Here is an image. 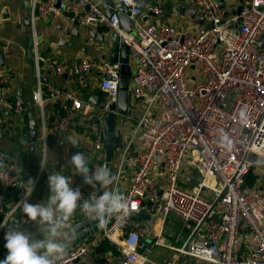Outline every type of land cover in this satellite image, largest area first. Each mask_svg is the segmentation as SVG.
Here are the masks:
<instances>
[{"label": "built area", "instance_id": "2783aa9c", "mask_svg": "<svg viewBox=\"0 0 264 264\" xmlns=\"http://www.w3.org/2000/svg\"><path fill=\"white\" fill-rule=\"evenodd\" d=\"M120 2L129 9L130 32L122 27L119 11L107 14L104 0H60L59 5L56 0H32L30 10L33 29L39 19L62 12L72 14L81 25L105 24L129 46L136 61L131 93L143 100L144 108L130 143L121 151L116 172L120 180L125 167H130L124 192L128 210L107 217L98 238L115 246L117 264H145L148 257L141 246L152 226L142 222L139 213L151 200L157 213H176L188 222V238L181 246H172L180 253L204 264H264V190L256 185L243 187L254 165L250 155H264V0H242V10L236 14L226 13L219 0H190L211 23L197 32L164 22L163 6L155 1L144 9L138 0ZM34 51L38 66L34 102L41 108L45 98L68 102L65 112L50 124L42 119L46 149L49 134L65 129L75 111L93 107L74 90L45 86L39 70L44 58L36 45ZM47 61L58 76L73 74L79 87L98 65L86 56L72 65L58 57ZM125 64L121 60L103 64L102 112L118 99ZM8 78L7 72L1 74V84ZM6 102L0 97V106ZM13 109L22 110L18 105ZM93 138L95 149L102 150L101 124L94 128ZM133 140L138 141L136 148L131 145ZM185 164L200 175L194 186L190 185L193 175L184 171ZM3 165L0 223L9 215L15 218L26 182L19 161ZM98 165L106 163L95 162L93 168ZM17 188H21L19 197L8 204L6 195ZM79 188L86 198V191ZM6 230L0 228V237ZM155 242L163 243V236L159 234ZM91 243L73 246L63 264H74Z\"/></svg>", "mask_w": 264, "mask_h": 264}, {"label": "crops", "instance_id": "0c3cea01", "mask_svg": "<svg viewBox=\"0 0 264 264\" xmlns=\"http://www.w3.org/2000/svg\"><path fill=\"white\" fill-rule=\"evenodd\" d=\"M153 1L163 6L164 14L161 19L179 29L197 32L201 27L207 26L206 20L204 24L197 21V18L202 15L190 0H138L145 6ZM238 3L239 0H230V5L225 10ZM31 6L32 0H0V52L5 54V65L0 66V73L7 72L9 76L6 83L1 84L0 82L4 93L3 97L7 100L0 106V163L19 161L24 169L26 180L37 178V185L28 200L29 203H42L47 199L49 195L48 176L54 172L71 177V187L83 188L86 191V198H88L93 189L83 183L81 176L73 174L74 168L71 169L67 161L76 152H82L91 158L90 167L93 168V164L98 161H104L107 165L105 144L102 150L95 149L93 144L95 124H83L84 120H91L96 116L97 109L92 103L91 110L75 111L73 119L65 129L48 135L45 149L42 138V119L44 118L46 123L50 124L54 118L65 112L68 102L64 99L45 98L42 108L34 102L33 91L36 87L38 69L35 60V45L39 54L44 58L39 62L40 75L44 85L52 84L74 90L80 98L84 101L87 100L88 103H91L89 98L98 95L99 92H101L100 97H103V92L100 89L103 64L117 62L113 61L117 56L120 61L124 52L121 48L118 49V52L114 50V32L108 26L102 23L81 25L76 23L77 18L68 12L49 14L39 19L33 29L31 21H29ZM84 56L97 60L98 65L93 68L92 74L83 87L76 84L74 76L70 72L58 76L47 61L52 57H58L72 65ZM128 65L133 73L136 61L130 52ZM132 73L129 75L130 92ZM9 97H12L15 100V105L18 106H20L19 99H21L28 112L33 113L38 125L36 142L29 139L28 112L23 110L16 112ZM130 107L132 108L131 114L117 116V129L122 135L119 144H122V147L113 152L110 167L113 174H116L118 170L122 149L131 141L132 131L143 111L144 102L131 93ZM9 112H12L13 115H10ZM78 114H81L79 121H77ZM9 129L10 131L7 132ZM73 139L78 141L76 147H73L70 142ZM137 143L138 141L133 140L131 145L136 148ZM41 162L46 169L41 168ZM184 171L193 175L190 185L194 186L200 177L198 178L194 168L189 164H185ZM253 171L257 174L255 185L264 190V167L254 163ZM129 172L130 167L127 165L118 184L113 186L123 194L127 187ZM154 173L156 174L158 171ZM159 180L163 181L164 175L160 176ZM97 194L101 193L98 191ZM17 198L16 189L6 195L8 204L13 203ZM149 210L150 207L147 205L143 211ZM78 216H83L79 209L74 219ZM15 218H22V223L19 224L21 230H28L33 232L36 238H43V234L34 224L28 222L31 225L27 226L28 223H25L27 219L23 212L18 211ZM140 219L152 226V232L143 236L141 246V250L145 251L148 257L145 264H165L168 260H174L177 264H204L172 248V246H181L190 233L189 224L183 217L176 213H169L165 216L156 212L150 219ZM6 231L0 239V260L6 257ZM100 232L101 230L91 238L76 243L79 245L93 242L74 264H117L115 260L117 252L112 249L106 251L98 249L99 244L104 240L98 238ZM159 234L163 236V243L155 242ZM76 245L73 243L72 247Z\"/></svg>", "mask_w": 264, "mask_h": 264}, {"label": "clouds", "instance_id": "9594fccd", "mask_svg": "<svg viewBox=\"0 0 264 264\" xmlns=\"http://www.w3.org/2000/svg\"><path fill=\"white\" fill-rule=\"evenodd\" d=\"M70 142L73 147L78 145V141L74 139ZM90 163L91 158L82 152H76L67 161L71 169L74 168L73 174L81 176L83 183L93 189L88 198L82 196L79 187H71V177L54 172L48 176L47 199L42 203L32 204L28 200L34 191L36 180L28 178L23 182V198L15 209L22 210L27 218L25 223L34 224L43 238H36L33 232L21 230L15 218L9 215L0 223V228H7V255L0 260V264H63L79 237L72 223L78 209L90 221L100 223L106 217L128 210L126 197L113 187L118 183L119 175L113 174L107 165L92 168ZM3 166L0 163V167ZM41 168L46 169L42 162ZM98 191L101 194L98 195Z\"/></svg>", "mask_w": 264, "mask_h": 264}, {"label": "water", "instance_id": "95a60500", "mask_svg": "<svg viewBox=\"0 0 264 264\" xmlns=\"http://www.w3.org/2000/svg\"><path fill=\"white\" fill-rule=\"evenodd\" d=\"M220 6L223 8H227V6L230 5V0H219ZM105 2V8L106 12L109 16H112L115 11H119L120 16V22L122 27L130 32L132 31V22L129 18V9L126 5L120 2V0H104ZM242 0H239V3L235 6H232V8L227 9L226 13H240L242 10ZM56 4H60V0H56ZM140 7L142 9L145 8V4L143 2H139ZM30 21V20H29ZM197 21H199L201 24H204L205 18L203 16H199L197 18ZM76 23H79V21L76 19ZM94 23V22H93ZM210 22L207 23V26H210ZM114 36V50L118 52V49L121 48V50L124 52L122 57L120 58L121 61L125 62L126 64L121 69V79H120V90L118 99L116 101H113L110 103L109 110L102 112L103 105L101 104L102 98L100 97L101 92L98 93L96 96H91L89 100L95 105V108L97 109V114L94 118L91 120H84L83 124H95L94 126H97L99 124H102L104 127V144L106 149V155H107V166L111 167V159L113 152L117 150L118 148L122 147V144H119V142L122 139V135L119 129H117V116L118 115H128L131 114L132 108L130 107V99H131V92L129 88V78L130 74L132 73L130 66L128 65L129 61V46L122 42L119 35L117 33H113ZM115 54V53H114ZM119 57H115L113 61H118ZM5 65V54L0 52V66ZM3 89L0 87V97H3ZM59 103V102H58ZM19 104L24 112H28L25 103L19 99ZM10 115H13L12 112H9ZM29 117V139L32 142H36L38 138V125L37 121L34 118L33 113L30 111L28 112ZM81 114H78L79 121L81 118ZM80 118V119H79ZM12 122V121H11ZM7 130V132H9ZM250 159L257 165L264 167V155H257V154H251ZM21 192V188L16 189V195L19 197ZM147 205L150 207L149 211H141L139 213V218L142 219H150L152 215H154L156 211V206L151 200L147 201ZM22 212V210H19ZM107 218V217H106ZM105 218V221H106ZM16 222L18 224L22 223V218H15ZM105 221L103 223H100L98 221H90L88 218L83 216H78L74 219L73 224L76 227L77 232L79 233L78 239L75 240L74 245H76L77 242L89 239L93 235L97 234L104 226ZM31 224L28 223L27 226L29 227ZM1 239V237H0ZM77 261V260H76Z\"/></svg>", "mask_w": 264, "mask_h": 264}, {"label": "trees", "instance_id": "16d2710c", "mask_svg": "<svg viewBox=\"0 0 264 264\" xmlns=\"http://www.w3.org/2000/svg\"><path fill=\"white\" fill-rule=\"evenodd\" d=\"M9 100L13 103L12 105L14 106L15 105V100L12 98V97H9ZM256 180H257V174L253 171V168L247 173L246 175V179H245V182L243 184V187H247V188H251V187H254L255 184H256ZM99 250L101 251H106V250H113L115 252H117L116 248L114 247V245L104 239L100 244H99Z\"/></svg>", "mask_w": 264, "mask_h": 264}, {"label": "rangeland", "instance_id": "374dc122", "mask_svg": "<svg viewBox=\"0 0 264 264\" xmlns=\"http://www.w3.org/2000/svg\"><path fill=\"white\" fill-rule=\"evenodd\" d=\"M229 99H232V96H230V97H229ZM96 113H97V112H96ZM253 166H254V165H253ZM197 175H198V178H199V177H200V175H199V174H197Z\"/></svg>", "mask_w": 264, "mask_h": 264}]
</instances>
